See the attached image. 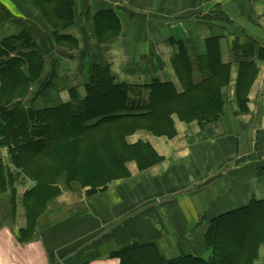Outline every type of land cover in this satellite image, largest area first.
<instances>
[{
  "label": "crops",
  "instance_id": "0c3cea01",
  "mask_svg": "<svg viewBox=\"0 0 264 264\" xmlns=\"http://www.w3.org/2000/svg\"><path fill=\"white\" fill-rule=\"evenodd\" d=\"M33 2L0 0V46L27 32L45 56L44 78L54 77L44 97L36 98L39 83L31 86L23 99L27 108L57 107L74 95L84 99L92 63L110 68L116 84L143 87L159 80L182 93L175 41L197 60L217 39L231 77L219 121L203 128L175 117L172 139L144 131L129 136L128 144L151 145L162 162L146 171L130 162L129 178L94 195L90 188L79 193L60 185L62 194L47 204L25 241L24 195L36 183L20 179L16 208L10 192L0 197V264H120L117 252L147 244L167 260L184 254L209 259L210 222L264 200V61L256 59L258 75L242 111L235 53L236 47L241 55L247 45L256 54L264 47V0H76L75 24L58 35ZM103 11L116 14L121 32L100 41L94 19ZM0 161L12 168L7 149H0ZM256 264H264V245Z\"/></svg>",
  "mask_w": 264,
  "mask_h": 264
},
{
  "label": "trees",
  "instance_id": "16d2710c",
  "mask_svg": "<svg viewBox=\"0 0 264 264\" xmlns=\"http://www.w3.org/2000/svg\"><path fill=\"white\" fill-rule=\"evenodd\" d=\"M33 3L57 35L75 24L76 0ZM94 21L100 41L108 32L114 36L121 32L113 11L100 12ZM62 40L65 36L57 39ZM173 43L177 49L173 65L182 93L172 83L159 80L143 87L116 84L110 68L92 63L84 99L74 95L69 103L41 110L27 108L23 99L32 85L40 84L36 98L44 97L52 86L54 77L44 78V54L27 32L2 43L0 149H7L12 168L0 161V197L10 192L16 208L20 179L36 183L24 195L28 225L21 232L22 241L47 204L62 194L60 185L68 189L79 185L90 188L89 194L96 193L100 187L104 191L111 182L129 178L130 162L140 171L162 162L151 145L128 144L129 136L144 131L172 139L177 135L175 117L186 124L198 122L203 128L220 120L231 64L222 62L218 40H209L207 56L197 60L188 56L182 42ZM240 49L235 48L240 59L236 95L246 111L247 95L258 75L256 59L264 61V47L257 54L254 45L242 48L243 55ZM205 242L211 250L207 260L192 254L167 260L154 244L134 245L115 256L120 264H256L264 244V200L212 220Z\"/></svg>",
  "mask_w": 264,
  "mask_h": 264
},
{
  "label": "rangeland",
  "instance_id": "374dc122",
  "mask_svg": "<svg viewBox=\"0 0 264 264\" xmlns=\"http://www.w3.org/2000/svg\"><path fill=\"white\" fill-rule=\"evenodd\" d=\"M124 179H125V178H124ZM112 183H113V182H111L110 184H112ZM110 184H109V185H110ZM109 185H108V187H109ZM108 187H107V189H108ZM74 188H75V189H73V188H72V189L75 190L76 192H79V193H80V192L82 193V192L84 191V189H87L86 187H85V188L79 187V185L74 186ZM72 189H71V191H72ZM107 189H106V190H107ZM106 190H104V191H106ZM99 191H103V188L100 187L99 189H97V192H96V193H90L89 195L97 194ZM20 208H21V207H20ZM263 245H264V244H263ZM263 245H262V246H263ZM262 246H261V247H262ZM260 249H261V248H260Z\"/></svg>",
  "mask_w": 264,
  "mask_h": 264
}]
</instances>
